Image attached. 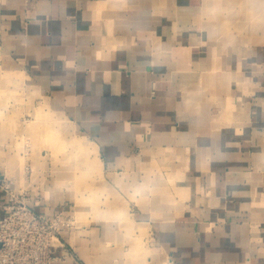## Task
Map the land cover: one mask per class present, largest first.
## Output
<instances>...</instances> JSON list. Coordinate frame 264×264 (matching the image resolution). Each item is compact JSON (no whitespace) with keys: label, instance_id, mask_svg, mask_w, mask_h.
<instances>
[{"label":"crops","instance_id":"obj_1","mask_svg":"<svg viewBox=\"0 0 264 264\" xmlns=\"http://www.w3.org/2000/svg\"><path fill=\"white\" fill-rule=\"evenodd\" d=\"M260 5L0 0V182L72 217L53 264H264ZM89 183L111 215L82 223Z\"/></svg>","mask_w":264,"mask_h":264},{"label":"built area","instance_id":"obj_2","mask_svg":"<svg viewBox=\"0 0 264 264\" xmlns=\"http://www.w3.org/2000/svg\"><path fill=\"white\" fill-rule=\"evenodd\" d=\"M0 186L7 195L0 202V264H53V245L61 242L72 217L61 209L39 210L26 192L14 191L5 181Z\"/></svg>","mask_w":264,"mask_h":264},{"label":"rangeland","instance_id":"obj_3","mask_svg":"<svg viewBox=\"0 0 264 264\" xmlns=\"http://www.w3.org/2000/svg\"><path fill=\"white\" fill-rule=\"evenodd\" d=\"M7 98L8 97L5 95L3 97H1L0 95V104L2 103V101L4 103L3 99H7ZM55 124H56L55 127L53 125H49V126H45L43 129V132L46 134L43 137L47 141L46 143L49 144L48 146L51 147L53 157L61 164L67 163V161H69L73 166L79 165L80 163L79 158L82 155V153L85 151L84 144L81 143L78 140V138L75 137H73L71 141L62 140L61 133L64 130L62 129V127L60 128L58 120L55 121ZM83 178H85V176L81 177L80 173H74L73 174L74 185L76 186L79 185ZM91 186L92 184L89 183L88 188L90 189V191L85 198H81L79 200L77 199L78 205L83 203V201L84 203H88L89 205L87 209H81V211L78 210L77 212V219L82 223L94 222L96 219H98V217H101V215H104V217L111 215L109 209L103 211L102 208H98L95 206L99 203L102 204L104 200V204L108 208L110 206L108 202L110 201L111 193L103 189L102 191L97 192L94 186L93 187Z\"/></svg>","mask_w":264,"mask_h":264},{"label":"clouds","instance_id":"obj_4","mask_svg":"<svg viewBox=\"0 0 264 264\" xmlns=\"http://www.w3.org/2000/svg\"><path fill=\"white\" fill-rule=\"evenodd\" d=\"M260 11L259 13L256 15V20L259 21L261 19H264V5H260L258 6Z\"/></svg>","mask_w":264,"mask_h":264}]
</instances>
